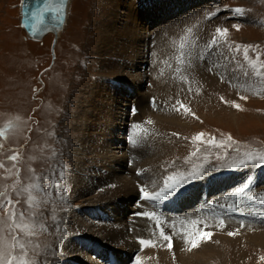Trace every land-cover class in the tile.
I'll list each match as a JSON object with an SVG mask.
<instances>
[{
    "label": "rangeland",
    "instance_id": "obj_1",
    "mask_svg": "<svg viewBox=\"0 0 264 264\" xmlns=\"http://www.w3.org/2000/svg\"><path fill=\"white\" fill-rule=\"evenodd\" d=\"M20 1L0 0V264L9 261L19 264L21 260L26 264H57L60 259L69 258L76 264L75 251L69 252L71 247L68 249L67 242L76 232L80 235L83 232L74 230L73 233L72 230L59 236L56 242L60 233L54 229L59 215L65 214L68 220L73 218L74 212L83 213L81 207L97 191L78 196L70 189L72 181L69 180L74 174L72 169L80 147L74 135L80 129L72 117L98 76V53L93 52L104 31L103 24L112 8V0H74L64 32L55 38L54 45L52 33L40 40L26 36L19 25ZM198 4L193 3L194 6L182 15L169 12L170 18L164 26L168 30L166 40L162 41L158 35L154 52L146 49L144 61L136 63L138 68L134 71H142V79L135 92L138 96L142 94L139 96L142 104L140 107L133 105L134 93L124 96L122 93L123 103L118 107L124 112L121 138L125 136V141L122 149L115 146L111 149L116 154H128L129 123H139L142 128L139 132L144 130L140 133L144 137L139 132L136 137H140L137 138L139 143L144 142L140 144L137 163L130 170L137 176L143 174L141 183L145 176L140 165L143 167L150 157L151 167H155V174L158 173L159 187L155 193L165 188L169 177L173 178L169 184L187 178V182L174 191L162 193L165 198L161 202L144 199L141 189L145 192L146 187L142 185L136 198L138 205L133 204L136 193L133 201L126 204L128 210L134 206L151 207L149 213L154 214L155 236L163 229L171 235V249L165 247L169 241L165 243L164 238L160 241L171 253L162 256L167 258L163 260L166 264L183 262L176 234L164 218L169 212L176 211L172 205L165 204L167 198L178 196L181 200L187 193L202 190L204 180L216 182L227 177L232 179V188L236 192L210 190L209 195L205 191L203 205H211L213 198L219 204L215 208L217 219H243L245 223L230 227L227 223L218 225L214 229L220 237L213 254L208 255V252L194 257L195 263L189 260L183 264H264V180L248 182L252 173L264 172V165L258 159L264 156V0H207ZM237 8L239 12L235 11ZM165 67L173 69V75L165 74L168 77L164 80L158 70ZM182 67L186 70L184 75H180ZM150 74L153 82L148 79ZM170 84H173L172 90ZM150 85L154 89L151 92L148 90ZM183 85H186L185 95L182 94ZM104 97L107 98L106 94ZM111 106L113 110L117 105ZM171 106L175 112L170 110ZM148 110L154 114L149 115ZM159 111L161 113H156ZM162 112L166 113L163 115ZM132 113L138 118H132ZM146 115L151 117L147 121ZM146 140H151L150 144ZM242 160H252V163L234 167ZM120 173L127 175L124 168ZM192 174L199 178L192 179ZM240 188L244 191L238 192ZM239 197L246 202L228 205ZM254 204L263 210L254 209ZM199 205L202 204L197 200L196 205L184 208L188 211ZM137 212L135 209L128 214L125 212L124 221ZM86 216L93 219L89 214ZM192 221L195 226L211 232L208 224ZM24 225L27 227H18ZM230 232L233 235H229ZM191 236L192 239L197 237L195 233ZM63 247L68 250L66 253H61ZM194 252L189 254L192 256ZM121 253L123 258L125 253ZM90 254L87 256L92 262H103L96 260L94 253ZM136 255L134 252L127 264H134ZM225 256L236 258L238 263L232 259L226 261Z\"/></svg>",
    "mask_w": 264,
    "mask_h": 264
},
{
    "label": "bare ground",
    "instance_id": "obj_2",
    "mask_svg": "<svg viewBox=\"0 0 264 264\" xmlns=\"http://www.w3.org/2000/svg\"><path fill=\"white\" fill-rule=\"evenodd\" d=\"M73 1L74 0H67L66 18L62 28L58 30L56 38H59L62 32H64L63 30L66 27V22L69 19L68 14H70V5L73 3ZM198 2L199 4H203L207 2V0H112L111 2L112 8L110 12L107 13L104 24L102 23L104 31L100 33L98 44H96L95 52H93L98 53L97 62L99 71L97 70L98 74H96L98 76L96 77V80L92 83V86H89L91 87L90 92L86 93L84 99L81 100L80 107H78V110L75 112V116L72 117V121H74L75 124L77 123V126L80 129V131L78 130L76 131V133H74V131L72 130L77 138L76 141H78L80 147L78 148V156L77 160H75L76 163L74 164L72 169V172L74 174L72 175L71 180H69L70 182L72 181L70 189H72V192L77 194L78 196L90 193L91 190L97 191L94 192L93 196L91 197V200L84 203V205L81 207L82 210H84L83 213L76 214L74 212L73 218H68V220H66L65 214L59 215L56 227L54 229V231L60 233V235L56 237V242L58 241L59 236H64L72 230L73 233L74 230H79L78 232H83V234L81 235L77 232L72 236L70 235L71 237H69L67 242L68 249L69 247H71L69 252L75 251L74 258L76 259V264H97L95 261L92 262V259L87 256L88 253L89 255H92L90 253H94V257L96 258V260L103 261L101 264H127V262L130 261L134 252H136L137 254L135 258L137 256L140 257L141 264H166L163 260L167 258H162V256L167 257L171 255V253H169V250L165 248L167 247V245L165 244V247H162V244L160 243L163 237L160 234L157 235V237L155 236L152 225L154 214L151 215V213H149L152 212V210L150 209L151 207H148L146 205V207L148 208L145 207V209L142 207L134 208V206L130 207L132 208V210H128V207L126 206L127 202L131 201L134 193H136V196L133 204H136V206L138 205L136 198L138 197V193L140 192H138L139 187H141L142 185H145L147 190H145V192L148 193H155L158 190L157 188L159 187V181L156 176L158 173L155 174V167H151V165H153L151 157L145 160L143 167L140 165V169L144 170V182L141 183L140 180L143 174H140L141 176H137L136 173L134 174L133 171H131L133 166H135L137 163V154L139 155L140 144L144 142L141 141V143H139L137 138L140 137H136V134L142 129H140L138 126L140 124L138 122V125L134 122L129 123V134L126 137V143H128V154H125L124 152H122V154H116L114 150L112 151L111 148L113 147L111 146H115L114 148L119 149L122 147V143L125 141V136L121 138L122 133H124V124L122 123L124 112H122V109L118 107L120 104L122 105L123 103L121 102L124 98L123 96L134 93L133 105H136V107L139 106V104L142 102L141 98L139 97L142 94L138 96L139 93L136 94L135 92L137 86L139 85V81L142 79V71H140L139 69V71H134L136 68H138L136 63L144 61L145 58L143 57L146 56L147 50L151 51L152 53L154 52L153 47L155 45V38L158 35L159 38H162V41H164L165 37H167L166 35L168 33V30L164 26L167 20L170 18L169 12L173 11V13H175L176 15H182L187 9H190L192 6L197 5ZM158 19L160 21H158ZM166 26L168 25L166 24ZM169 52L170 51L168 49V53ZM207 55L208 54H206V57ZM136 59L138 60L136 61ZM165 62L168 63V61ZM214 68L216 67L214 66ZM158 71L161 72L160 76H163L164 80L168 77L166 75H169V77L171 76V74L173 75V69H171L170 67H165L162 70L159 68ZM152 73L154 74L155 72ZM184 74H186V70L184 67H182L180 70V75ZM151 75L152 74L149 75L148 79L153 82L154 79L151 78ZM172 85L173 84H170L169 87L171 90L173 88ZM186 85H183L182 94L185 93ZM148 90L151 92L154 89L153 87L151 88L150 85V88H148ZM87 91L88 90H86V92ZM194 93L196 94V92ZM105 94L107 98L104 97ZM153 97L155 99V96ZM112 104H114V106L117 105L116 108H114L116 110H112ZM182 107L184 106L182 105ZM174 109L175 108H172L170 110ZM160 111L156 113H161ZM135 112H137V110H135ZM134 113L131 114V117L133 118L137 116L138 118V115H133ZM151 113L152 111H150L149 115H151ZM163 113L166 112H162V114ZM145 117H147V119L145 118L146 120L144 119L145 121L151 118L150 116V118H148L147 115ZM156 121L157 120H153V122ZM153 126H155V124H153ZM157 127L159 128V126ZM141 132H139L138 134H140ZM69 136L71 137L72 133ZM147 141L150 144L151 140H146V143ZM146 143L145 149L150 155L151 151H149V147L146 145ZM63 154L65 155L66 152H64ZM133 156H136V158L132 159ZM122 168L127 171V175L123 176L120 173ZM257 175H259V177ZM261 179L264 180V172L256 174L252 173L248 178L249 181H246H248L249 183H253ZM214 181L208 182L207 180L205 182L204 180V183H201L202 190H195L190 194L185 193L186 197H182L181 200L178 196L177 198H167L169 200L168 203L165 204L172 205L176 209V211L172 213L169 212L168 215L164 218L169 221V223L171 224V231L176 234V239L178 240V244L181 249V252H179L181 259H178H180L181 262H189L190 260V263H195V259L201 257V255L206 254L208 252V255L213 254L214 248L217 245L216 242L219 240L220 237V235L215 232L216 230L214 229L217 228L218 225L227 223L230 227L233 224L235 226V223H245V220L243 219H217L218 214L215 211V208L219 204L213 198L211 199V205H203L205 191H207L209 195L210 190L222 193L225 189H228L229 193L236 192L233 191V182L232 179H230L229 177L225 179H218V181L216 182ZM238 199L239 200L237 201H231L230 203H228V205L234 206L236 204L240 205L241 203L246 202L244 200H241V197H239ZM197 200L200 201L202 205H199V207H195L190 210L188 209V211L184 208L186 205H196ZM258 208L259 210H263L262 208L255 205L254 209L257 210ZM134 209L139 211L137 213H149L150 215L144 216L137 215L136 213L132 216L131 214L128 220H126L125 222L124 217L126 216L124 215V213H131ZM86 214H89V216H91L93 219L87 217ZM185 214L186 219H184ZM212 217L216 219H211ZM192 219L200 221L199 223L201 224H208V227L210 228L209 231H211L210 233H212L211 238L198 239V234L199 232L204 231V227L203 229H201V227L195 226L196 223L193 222ZM67 222L69 223L67 224ZM163 231L165 235L167 234V236H171L168 231H165L164 229ZM191 233H195L197 235V237L194 238L197 239V247H192L191 243L189 244L193 236L192 235L190 237ZM141 239L149 240L151 243L149 245H141L139 243ZM164 241L166 243V240ZM73 245L74 248H72ZM67 251L68 250L64 247L61 248V253H66ZM190 251L196 252H194V255L191 256V254H189L191 253ZM198 251L199 253L195 255ZM121 252L125 253V256L123 258L121 256V254L123 253ZM125 257H127V259L126 261H123ZM191 257H193V260L191 259ZM214 258L212 259V261H214ZM225 258L226 261H229L230 259L236 260V258H230L229 256H225ZM60 261L61 262H58L57 264H74L72 263L70 258L68 260L60 259ZM225 264H231V262Z\"/></svg>",
    "mask_w": 264,
    "mask_h": 264
},
{
    "label": "water",
    "instance_id": "obj_3",
    "mask_svg": "<svg viewBox=\"0 0 264 264\" xmlns=\"http://www.w3.org/2000/svg\"><path fill=\"white\" fill-rule=\"evenodd\" d=\"M67 0H21L19 25L30 39L53 33L54 41L66 18Z\"/></svg>",
    "mask_w": 264,
    "mask_h": 264
},
{
    "label": "snow or ice",
    "instance_id": "obj_4",
    "mask_svg": "<svg viewBox=\"0 0 264 264\" xmlns=\"http://www.w3.org/2000/svg\"><path fill=\"white\" fill-rule=\"evenodd\" d=\"M235 11L239 12L240 9L237 8V9H235ZM216 31H217L218 34L221 32V30L219 28ZM213 43H215V40H213ZM237 107H238V105H237ZM196 138L197 139H200V136H197ZM209 143H211V141H209ZM258 159H259L260 164L261 165H264V156H261ZM249 163H252V160H247V161L242 160L239 165H234V167H243V166H246ZM196 178H199V176H197L195 174H192V179H196ZM172 179H173L172 177H169L168 180L165 181V188H162L160 190V192H158V193H148V192H143V190H141L142 191L143 198L144 199H152V200H162V199L165 198V195H162V193L167 194L170 191H174L176 188H178L179 186H181L183 183L187 182V178L186 177H182L181 178V182L169 184L168 181H170ZM245 187H247V185H245ZM237 191L238 192H243L244 191V188L237 189ZM137 215L148 216L150 214L149 213H137ZM262 215H264V213H262ZM18 227H27V226L24 225V226H18ZM160 235L165 240L169 241V243H168L167 246H168L169 249H171L173 247V244L171 242V238L169 236L165 235V233H164L163 230H161ZM229 235H233V233L230 232ZM211 236H212V233L207 232V231H202V232H199L198 239H209V238H211ZM139 243L141 245H149L151 242L149 240L141 239L139 241ZM191 245H192V247H197L198 246L197 245V239H192L191 240ZM8 264H11V261H9ZM19 264H26V262L23 261V260H21L19 262ZM135 264H140V257L137 256L135 258Z\"/></svg>",
    "mask_w": 264,
    "mask_h": 264
}]
</instances>
